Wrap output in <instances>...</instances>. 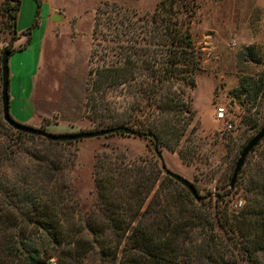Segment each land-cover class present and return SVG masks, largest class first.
<instances>
[{"label":"trees","instance_id":"16d2710c","mask_svg":"<svg viewBox=\"0 0 264 264\" xmlns=\"http://www.w3.org/2000/svg\"><path fill=\"white\" fill-rule=\"evenodd\" d=\"M20 2L0 3L9 56L30 42L27 30L26 41L13 45ZM195 8L194 0H160L143 13L116 2L95 9L92 44L103 25L112 44L104 47L107 58L88 69L89 118L98 129L117 127V134L146 139L155 161L128 164L103 156L95 201L84 215L66 182L74 164L66 145L76 140H48L0 123V264H264V148L249 165L264 138L222 192L204 195L194 185V195L161 168L162 148L175 151L194 119L188 90L203 58L191 30ZM242 52L261 60L254 44ZM95 53L92 47L89 63ZM119 88L132 96L129 105L102 115L105 95ZM263 89L264 75L239 79L238 91L251 103ZM194 154L192 147L179 150L187 163ZM237 183L244 203L229 209Z\"/></svg>","mask_w":264,"mask_h":264},{"label":"rangeland","instance_id":"374dc122","mask_svg":"<svg viewBox=\"0 0 264 264\" xmlns=\"http://www.w3.org/2000/svg\"><path fill=\"white\" fill-rule=\"evenodd\" d=\"M159 1L21 0L16 20L17 33L23 34L29 30L34 40L39 41L42 37L39 45L38 41L33 42L30 50L34 56L26 62L34 70L37 61L34 57L37 58L39 47L41 58L34 100L44 118L40 127L20 121L14 111L10 113L12 118L50 133L98 130L97 124L89 118L92 98L88 94L92 95L93 92L90 88L85 89L90 84L88 69L107 58L104 47L106 42L112 43L107 41L110 35L103 25L92 44L95 9L103 6V2H116L123 8L143 13L153 10ZM194 3L196 8L191 30L196 44L203 51L196 84L188 90L194 119L185 126V133L175 151L162 148L161 159L166 168L188 179L205 195L208 191L222 192L229 188L241 149L264 125V89L255 103L247 101L244 94L238 91L242 76L264 75V0H194ZM50 7L68 14L66 20L53 24L52 35L48 31L44 33L49 24ZM8 37L9 34L4 37V33L0 32L3 47L8 44ZM249 44H254L260 62L244 56L243 47ZM92 47L96 53L89 63ZM16 63L19 64L18 61ZM1 85L0 75V123L4 121ZM131 99L132 96L125 89L109 91L103 99V106L107 107H100L98 111L102 115L112 112L116 115L129 105ZM218 106L225 107V121L214 118ZM171 143H174L173 139ZM66 146L74 158L73 166L67 171L66 182L79 201L81 216L92 208L95 201L96 168L103 156L128 164L155 161L153 147L146 139L116 132L76 140ZM186 146L195 150L194 155L188 156L191 159L189 163L179 155V150ZM263 148L264 141L251 153L250 166L259 160ZM235 187L238 188L232 190L229 209L240 207L239 201L244 203L239 188L241 185ZM52 260H56V257H52ZM92 262L88 264H96L94 259Z\"/></svg>","mask_w":264,"mask_h":264},{"label":"crops","instance_id":"0c3cea01","mask_svg":"<svg viewBox=\"0 0 264 264\" xmlns=\"http://www.w3.org/2000/svg\"><path fill=\"white\" fill-rule=\"evenodd\" d=\"M1 1V0H0ZM46 2L49 0H45ZM44 2V1H43ZM54 13H58L62 16L59 20H66L68 18V14L61 12L60 9L56 7H50V12L48 14L49 24L45 27V31L53 33V24L57 23L58 21L54 22L52 17ZM55 33V32H54ZM18 34V33H17ZM27 35L25 33L18 34V38L14 41L13 45L17 46L19 44H23L26 41ZM42 39V37H41ZM40 39V40H41ZM39 40V41H40ZM252 40V37H251ZM38 41L34 40L30 36V42L19 51H16L13 55L9 56L8 66H9V110L10 113H14L18 116L20 121L26 123H33L36 126H41L44 118V114H41L40 110L37 109L36 103L34 100V96L36 94V85H37V72L40 68V48L38 47L37 58L34 57L36 61V66L34 70L29 68L28 62L30 57L34 56V53L30 50L32 48L33 42ZM38 41V45H39ZM19 62V64L16 63ZM10 62V63H9ZM14 65V66H12ZM15 67V68H14ZM15 118V119H16ZM58 125V124H57Z\"/></svg>","mask_w":264,"mask_h":264},{"label":"water","instance_id":"95a60500","mask_svg":"<svg viewBox=\"0 0 264 264\" xmlns=\"http://www.w3.org/2000/svg\"><path fill=\"white\" fill-rule=\"evenodd\" d=\"M62 18L58 13H54L52 20L54 22L59 21ZM9 53L7 47H3L1 53V68H2V85H1V103H2V117L4 121L10 125L12 128L23 131L26 133L34 134L37 136L44 137L48 140L53 141H67V140H80L91 137H99L103 135H107L111 132H115L118 130L115 128H103V129H93V130H81L77 132H65V133H50L45 130L37 127H33L27 124L20 123L12 118L9 112ZM264 138V125L260 127V129L248 140V142L243 146L239 153V157L235 162L234 169L232 171L230 177V186L232 187L235 179L240 171L247 155L252 151V149ZM161 168L168 174L171 178L175 179L177 182L182 184L184 187L188 188L192 191L194 195H196V189L188 179L185 177L172 172L168 168H166L165 164L161 163Z\"/></svg>","mask_w":264,"mask_h":264},{"label":"built area","instance_id":"2783aa9c","mask_svg":"<svg viewBox=\"0 0 264 264\" xmlns=\"http://www.w3.org/2000/svg\"><path fill=\"white\" fill-rule=\"evenodd\" d=\"M3 46H4V42L0 41V48H2ZM214 118L216 119V121H225V119H226V111H225V107L224 106H218L216 108V111H215V114H214ZM229 126H230V124H229ZM241 204H242V201H239L238 206H241Z\"/></svg>","mask_w":264,"mask_h":264}]
</instances>
